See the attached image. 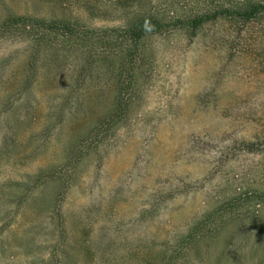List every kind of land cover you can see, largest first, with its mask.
<instances>
[{"label": "rangeland", "instance_id": "rangeland-1", "mask_svg": "<svg viewBox=\"0 0 264 264\" xmlns=\"http://www.w3.org/2000/svg\"><path fill=\"white\" fill-rule=\"evenodd\" d=\"M250 1L264 3L137 4ZM109 6L0 0V21L76 25L51 50L0 38V264H264V14L150 35L120 64L132 46Z\"/></svg>", "mask_w": 264, "mask_h": 264}, {"label": "trees", "instance_id": "trees-1", "mask_svg": "<svg viewBox=\"0 0 264 264\" xmlns=\"http://www.w3.org/2000/svg\"><path fill=\"white\" fill-rule=\"evenodd\" d=\"M110 3V9L115 10L116 15H119L123 19L124 23L119 26L112 28L111 31L117 32L119 35L126 37L125 40H129V47L123 51L120 55V64H127L128 62H136L133 57L139 48V44L142 45L143 42L153 34H157L163 31H169L172 29H186L190 33L195 34L207 21L211 18H216L220 14L230 16L229 12L237 14L238 17L243 19H251L257 17L258 14H264V3L261 2H248L238 11L233 12L229 9H220L216 12L200 13L194 16L181 13H169L166 15L158 11V9L144 8V5L137 4L139 1L143 0H106ZM141 3V2H140ZM137 4V5H136ZM138 6L139 9L136 11H129L131 7ZM76 25L66 21V20H39L30 17L9 15L4 20L0 21V38H24L27 42L26 44L36 41L37 49L47 48V50L58 48V45L64 43H71L75 37ZM107 31V29L105 30ZM34 40V41H33ZM252 202L256 206L262 207L264 205V193L257 192L252 197ZM234 203L230 206V210L233 208ZM220 207L215 209L212 213L208 214L206 218L202 219L200 226L206 224L213 216L219 214ZM253 215L261 220H264V212L259 209L255 210ZM258 219L252 220L256 221ZM206 222V223H205ZM254 224V222H253ZM198 224L194 226V232L190 233L189 237L197 238L200 234V227ZM199 233V234H198ZM198 234V235H197ZM186 242V241H185Z\"/></svg>", "mask_w": 264, "mask_h": 264}]
</instances>
